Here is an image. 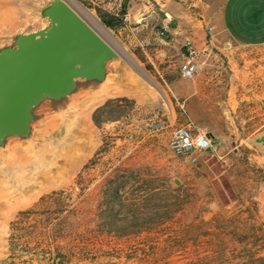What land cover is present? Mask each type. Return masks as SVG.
<instances>
[{
  "label": "rangeland",
  "instance_id": "374dc122",
  "mask_svg": "<svg viewBox=\"0 0 264 264\" xmlns=\"http://www.w3.org/2000/svg\"><path fill=\"white\" fill-rule=\"evenodd\" d=\"M74 1L135 58L104 7ZM210 31L193 79L178 71L167 86L137 60L164 102L114 99L96 113L98 148L69 183L12 216L4 264H264V145L252 144L264 133V42L218 43ZM189 120L214 134L196 165L169 147Z\"/></svg>",
  "mask_w": 264,
  "mask_h": 264
},
{
  "label": "water",
  "instance_id": "95a60500",
  "mask_svg": "<svg viewBox=\"0 0 264 264\" xmlns=\"http://www.w3.org/2000/svg\"><path fill=\"white\" fill-rule=\"evenodd\" d=\"M165 98L74 0H0V264L12 216L69 183L98 148L96 113L114 99L157 108Z\"/></svg>",
  "mask_w": 264,
  "mask_h": 264
},
{
  "label": "crops",
  "instance_id": "0c3cea01",
  "mask_svg": "<svg viewBox=\"0 0 264 264\" xmlns=\"http://www.w3.org/2000/svg\"><path fill=\"white\" fill-rule=\"evenodd\" d=\"M102 3L95 5L107 7ZM95 8L91 12L99 15ZM127 11L131 21L116 29L118 38L167 86L185 63L182 44L186 37L199 46L211 30L218 43L264 42V0H133ZM166 17L173 23L169 36L162 38L158 29Z\"/></svg>",
  "mask_w": 264,
  "mask_h": 264
},
{
  "label": "built area",
  "instance_id": "2783aa9c",
  "mask_svg": "<svg viewBox=\"0 0 264 264\" xmlns=\"http://www.w3.org/2000/svg\"><path fill=\"white\" fill-rule=\"evenodd\" d=\"M91 4L103 2L104 9L110 15L129 24L131 16L125 11L127 0H86ZM102 3V4H103ZM172 19L166 17L164 25L158 29L162 38H167L171 32ZM211 33V31H210ZM185 54V63L181 68V74L185 79H193L205 63L204 53L191 37H186L182 44ZM214 134L207 128L198 127L194 121L189 120L186 124L177 125L171 134L169 143L170 150L186 164H198L200 156L213 148Z\"/></svg>",
  "mask_w": 264,
  "mask_h": 264
},
{
  "label": "trees",
  "instance_id": "16d2710c",
  "mask_svg": "<svg viewBox=\"0 0 264 264\" xmlns=\"http://www.w3.org/2000/svg\"><path fill=\"white\" fill-rule=\"evenodd\" d=\"M130 0H127V3L125 5V11L128 10V4H129ZM102 20L104 21V23L110 27L111 29H117L118 27H120L122 25V21L108 13L102 14ZM148 70V68H147Z\"/></svg>",
  "mask_w": 264,
  "mask_h": 264
},
{
  "label": "bare ground",
  "instance_id": "6f19581e",
  "mask_svg": "<svg viewBox=\"0 0 264 264\" xmlns=\"http://www.w3.org/2000/svg\"><path fill=\"white\" fill-rule=\"evenodd\" d=\"M96 23L110 35L109 31L103 26L101 22L97 21Z\"/></svg>",
  "mask_w": 264,
  "mask_h": 264
}]
</instances>
